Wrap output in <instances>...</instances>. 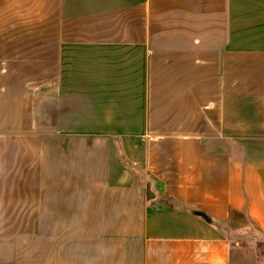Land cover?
Masks as SVG:
<instances>
[{
	"label": "crops",
	"instance_id": "crops-1",
	"mask_svg": "<svg viewBox=\"0 0 264 264\" xmlns=\"http://www.w3.org/2000/svg\"><path fill=\"white\" fill-rule=\"evenodd\" d=\"M62 221L88 224L68 258ZM263 241L264 0H0V264H258Z\"/></svg>",
	"mask_w": 264,
	"mask_h": 264
},
{
	"label": "rangeland",
	"instance_id": "rangeland-1",
	"mask_svg": "<svg viewBox=\"0 0 264 264\" xmlns=\"http://www.w3.org/2000/svg\"><path fill=\"white\" fill-rule=\"evenodd\" d=\"M108 225L111 226L112 224H97L96 229H104L108 228ZM116 224H113V228H115ZM88 224L84 223H70L62 221L60 224V234H62V251L64 253V258H68V234H72V232H75L76 229H80L82 232L87 229ZM89 227H92L89 225ZM95 237L98 236L97 234L94 235ZM94 237V238H95ZM256 251L258 255V264H264V241L259 242L256 245Z\"/></svg>",
	"mask_w": 264,
	"mask_h": 264
},
{
	"label": "water",
	"instance_id": "water-1",
	"mask_svg": "<svg viewBox=\"0 0 264 264\" xmlns=\"http://www.w3.org/2000/svg\"><path fill=\"white\" fill-rule=\"evenodd\" d=\"M149 195H150V197H154L155 196V194L151 190L149 192Z\"/></svg>",
	"mask_w": 264,
	"mask_h": 264
},
{
	"label": "trees",
	"instance_id": "trees-1",
	"mask_svg": "<svg viewBox=\"0 0 264 264\" xmlns=\"http://www.w3.org/2000/svg\"><path fill=\"white\" fill-rule=\"evenodd\" d=\"M223 232L226 233L227 235L229 234V232L227 231V229H224V228H223Z\"/></svg>",
	"mask_w": 264,
	"mask_h": 264
}]
</instances>
